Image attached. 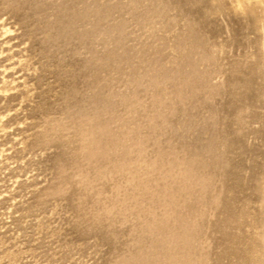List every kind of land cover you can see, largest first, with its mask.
Listing matches in <instances>:
<instances>
[{"label":"rangeland","instance_id":"rangeland-1","mask_svg":"<svg viewBox=\"0 0 264 264\" xmlns=\"http://www.w3.org/2000/svg\"><path fill=\"white\" fill-rule=\"evenodd\" d=\"M0 264H264V0H0Z\"/></svg>","mask_w":264,"mask_h":264}]
</instances>
